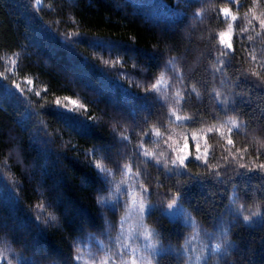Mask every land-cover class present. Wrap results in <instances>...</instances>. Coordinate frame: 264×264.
Returning a JSON list of instances; mask_svg holds the SVG:
<instances>
[{
	"label": "trees",
	"instance_id": "16d2710c",
	"mask_svg": "<svg viewBox=\"0 0 264 264\" xmlns=\"http://www.w3.org/2000/svg\"><path fill=\"white\" fill-rule=\"evenodd\" d=\"M96 10L108 34L85 31ZM261 14L264 0H0L4 263L64 264L71 245L75 264H93L86 243L98 238L110 246L123 204L151 187L156 207L142 219L156 231L154 241L176 249L188 237L202 241L204 231L230 229L243 264H264V223L255 215L264 213V176L239 168L264 163L257 156L264 153V90L251 74L264 77ZM124 25L135 39L118 34ZM228 27L234 55L220 42ZM183 144L186 168L166 175L163 165L173 168ZM205 150L222 182L214 174L195 179L209 172L196 159ZM129 184L137 189L131 194ZM177 191L189 224L163 214ZM240 205L252 223L242 216L232 222L228 213ZM208 264L222 262L211 256Z\"/></svg>",
	"mask_w": 264,
	"mask_h": 264
},
{
	"label": "snow or ice",
	"instance_id": "6c2138e0",
	"mask_svg": "<svg viewBox=\"0 0 264 264\" xmlns=\"http://www.w3.org/2000/svg\"><path fill=\"white\" fill-rule=\"evenodd\" d=\"M37 5H39L40 0H36ZM239 6V5H237ZM222 12L225 15H228L230 13V9H223ZM233 20H236V17H232ZM255 19L259 20V24L262 30H264V14H261L259 16H255ZM226 37H228L226 39ZM221 43L226 44V47L231 50V54L234 55V48L230 40V34L221 33L220 34ZM249 40H252V37H248ZM252 59L255 60L256 57L253 55ZM253 76L257 78L259 83L256 85L261 90H264V77H261L258 72L251 73ZM17 87H19L17 85ZM247 102V101H246ZM221 104L224 102L221 101ZM233 104V110H235V101L232 102ZM239 114V113H238ZM179 120V117H177ZM192 118H186L187 121H190ZM230 123L234 124V127L239 130L240 125L234 121H230ZM245 126H247V122H245ZM232 129H229V132H231ZM261 135L264 136V129H261ZM229 145H232L234 141L232 139H229L227 141ZM199 151V146L197 148ZM243 152H247V149H243ZM264 153H257V156L262 155ZM145 157H148L149 154L147 152L144 153ZM208 157L209 153L207 150L201 155L197 156L196 159L200 160L203 159L204 166L209 167L208 165ZM242 158V157H241ZM152 159H156L154 156ZM188 162V157L186 155H180L176 159L171 161V164L173 165L172 169L168 168L167 163L163 165V167L166 169L165 174L171 175L176 174L177 170L186 168ZM157 166H160V161L157 160ZM239 168L245 169V173L243 174H251L253 172L260 174L261 176H264V163H258L255 165L254 168H250L248 164H239ZM97 169L100 173H103L105 169L100 168L99 165H97ZM187 174V173H183ZM213 174L216 177L217 182H222V178L220 177L219 169H212L209 167V172L205 174L203 178L197 176L195 179L201 182H205L208 179H211ZM191 179V177H190ZM163 186L162 183H158L157 188ZM103 189V184L101 186V189H98V191ZM155 189L154 188H144L141 187V192L134 197L133 204L136 206V212L139 216L143 217V215L147 213H151V211L156 207L155 204L151 202V196L153 195ZM168 193H165L167 195ZM244 195H247V192L245 191ZM183 198V191H177L175 195L172 197V199L166 204V206L163 208V214L167 215L169 217L175 218L177 216H183V210L181 205V200ZM233 204L235 203V197L232 198ZM113 210H115V207H113ZM244 210L243 205L237 206L234 210L229 211V215L232 217V222H235L238 217L242 216V219L246 223H252V217L248 215H242ZM255 215L259 218V221L261 223H264V213L257 212ZM185 224H188L192 222V218L190 216L185 217ZM229 230L225 229L218 233V235L214 236L213 232L210 231H204L203 232V240L200 243V246L198 248H193L191 243L189 241L191 240L190 237L186 238L185 244L181 247H177L176 249H172L170 247H164L160 244L159 241H154V237L157 235L156 231L147 227L143 221V219L140 220L139 224L137 225V235L134 239H139L142 237L144 243L143 245H137L136 247H132L130 243H120L119 249H117L113 253V264H159L160 259L164 257L169 256H175L176 259L180 260L183 259V264H200L201 261H203V264H208V258L211 256H216L219 261L222 262V264H243L244 256L241 252V249L238 245H235L234 242L229 239ZM194 231H196L194 227ZM180 235V233H178ZM129 238L133 239L131 236V233H129ZM219 240V242H213V240ZM264 242V240H262ZM130 250L131 252V260H127L125 258L126 252ZM233 251L241 252L239 258H234L232 260H229L228 257L232 255ZM249 251H251V248H249ZM198 253V254H196ZM195 255V261H193V255ZM118 258V259H116ZM80 259L79 255L72 256L71 255V245H70V251L69 256L67 259H65L64 264H75V261H78ZM9 264L11 262L9 261ZM22 264H31V262L24 261ZM101 264H104L103 261H101Z\"/></svg>",
	"mask_w": 264,
	"mask_h": 264
},
{
	"label": "rangeland",
	"instance_id": "374dc122",
	"mask_svg": "<svg viewBox=\"0 0 264 264\" xmlns=\"http://www.w3.org/2000/svg\"><path fill=\"white\" fill-rule=\"evenodd\" d=\"M224 9H227V8H224ZM222 14L224 17H228L230 21H232L233 16H231L232 15L231 13H229L228 15H225L222 12ZM111 30L112 29L109 26V24L105 21L101 10H96L94 13L88 15L87 18L85 19V31L87 33H90L92 35H97V34L104 35V34H108ZM131 30L132 28L129 25H124L117 31L119 35L129 37L130 39H135V36L133 35ZM223 33L230 34V38H231V28L230 27H228ZM227 38L228 37H226V39ZM220 42H221V38H220ZM222 45L225 49L228 50V48L226 47V44H222ZM15 87L19 88L20 90V87H17V86ZM180 155H186L187 157L189 155L188 147L185 144H183L180 147L179 152L176 154V158ZM128 188L131 189V190H127L129 194H131L133 190H137L136 188H133L132 185L130 184ZM135 196L137 195H130L128 197L129 200H127L123 204L124 209L119 219V229L116 235L112 238L113 242L111 243L110 246L102 245L103 243L98 238H94L93 242L86 243L85 251L89 255L93 256L91 257V261L93 264H101V261H103L104 264H113V253L117 249H119L120 243H130L132 247H136L137 245H143L144 241L142 237L139 239H134L137 235V225L142 219V217L137 214L136 206L133 204V200ZM182 210H183V216H177V217H180L185 222L184 218L188 217L189 215L183 207H182ZM129 233H131V236L133 237V239L129 238ZM95 241L97 244H95ZM201 242L202 241L197 235L194 237L192 236L191 240L189 241V243H191L193 248H198ZM94 247H96V249ZM99 251L103 254V256H96L95 253H98ZM196 254L193 255V261H195ZM125 258L129 261L131 260L132 257H131L130 250L126 252ZM0 264H5L2 257H0ZM200 264H203V261H201Z\"/></svg>",
	"mask_w": 264,
	"mask_h": 264
}]
</instances>
